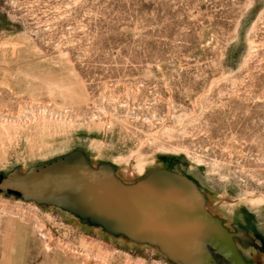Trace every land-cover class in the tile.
Returning a JSON list of instances; mask_svg holds the SVG:
<instances>
[{
  "label": "rangeland",
  "instance_id": "1",
  "mask_svg": "<svg viewBox=\"0 0 264 264\" xmlns=\"http://www.w3.org/2000/svg\"><path fill=\"white\" fill-rule=\"evenodd\" d=\"M73 150L124 183L184 173L264 240V0H0V175ZM0 264L175 263L0 192Z\"/></svg>",
  "mask_w": 264,
  "mask_h": 264
},
{
  "label": "water",
  "instance_id": "2",
  "mask_svg": "<svg viewBox=\"0 0 264 264\" xmlns=\"http://www.w3.org/2000/svg\"><path fill=\"white\" fill-rule=\"evenodd\" d=\"M0 192L56 205L108 233L157 246L175 264H248L235 239L264 253L261 237L238 224L229 230L207 209L199 185L167 168L124 183L112 164L94 166L83 150H73L0 175Z\"/></svg>",
  "mask_w": 264,
  "mask_h": 264
},
{
  "label": "bare ground",
  "instance_id": "3",
  "mask_svg": "<svg viewBox=\"0 0 264 264\" xmlns=\"http://www.w3.org/2000/svg\"><path fill=\"white\" fill-rule=\"evenodd\" d=\"M139 160H141V159H139ZM91 163L93 164V162L91 161ZM149 164V162H147V161H144V160H141L140 162H138V164L134 167V168H132V169H124L123 171H124V173L125 174H127V175H133V174H135V173H139V175H140V173H144L145 172V169H146V166ZM94 165V164H93ZM21 172V171H20ZM23 173V172H22ZM134 177V176H133ZM201 188V187H200ZM202 190V189H201ZM203 191V190H202ZM203 193L205 194V192L203 191ZM205 196H206V200H207V202H206V207H207V209H208V205H209V197H210V195H206L205 194ZM27 202H29V201H27ZM31 202V201H30ZM36 203V202H35ZM227 202H222L221 204L223 205V204H226ZM233 204V203H232ZM219 205V204H218ZM212 206H214L215 207V209H217V206L216 205H214V202H211L210 201V208L212 207ZM230 212H231V214H235V209H234V207H232V206H230V210H229ZM262 264V263H261Z\"/></svg>",
  "mask_w": 264,
  "mask_h": 264
},
{
  "label": "flooded vegetation",
  "instance_id": "4",
  "mask_svg": "<svg viewBox=\"0 0 264 264\" xmlns=\"http://www.w3.org/2000/svg\"><path fill=\"white\" fill-rule=\"evenodd\" d=\"M233 228V227H232ZM230 230V229H229ZM231 231H234V229L233 230H231ZM248 233V232H247ZM258 235V234H257ZM251 236V235H250ZM251 237H255V233L251 236ZM259 237V236H258ZM255 240H256V242L259 244V245H261L260 244V240H259V238H258V240L255 238ZM236 241H238L237 239H235V242ZM259 241V242H258ZM236 244H237V242H236ZM237 247H238V245H237ZM239 250V249H238ZM259 250V249H258ZM260 251V250H259ZM240 252V251H239ZM262 252V251H261ZM263 253V252H262ZM264 254V253H263Z\"/></svg>",
  "mask_w": 264,
  "mask_h": 264
}]
</instances>
